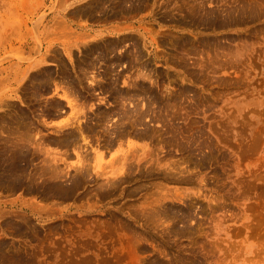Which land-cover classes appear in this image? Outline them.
<instances>
[{"label": "rangeland", "instance_id": "374dc122", "mask_svg": "<svg viewBox=\"0 0 264 264\" xmlns=\"http://www.w3.org/2000/svg\"><path fill=\"white\" fill-rule=\"evenodd\" d=\"M12 164L72 193L0 183V264H264V0H0Z\"/></svg>", "mask_w": 264, "mask_h": 264}, {"label": "bare ground", "instance_id": "6f19581e", "mask_svg": "<svg viewBox=\"0 0 264 264\" xmlns=\"http://www.w3.org/2000/svg\"><path fill=\"white\" fill-rule=\"evenodd\" d=\"M112 1H115V0H112ZM131 2L132 0H124V2ZM138 1V0H137ZM143 1V0H142ZM111 3V2H110ZM112 4V3H111ZM130 5V4H129ZM93 6V5H92ZM119 6V5H118ZM127 6V5H126ZM137 6V5H136ZM97 7V6H96ZM104 7V6H103ZM110 7V6H109ZM111 8V7H110ZM130 8H132V7H130ZM103 8H101V10H102ZM119 9H122L121 7H119ZM114 10V9H113ZM123 10V9H122ZM121 10V11H122ZM126 10H128V9H126ZM104 11V10H103ZM107 11V10H106ZM85 12V11H84ZM86 12H88V10L86 11ZM109 12V11H108ZM133 12V11H132ZM83 13V12H82ZM92 13V12H91ZM113 13V12H112ZM109 15V14H108ZM60 21V20H59ZM58 21V22H59ZM226 23V22H225ZM58 26V25H57ZM57 28V27H56ZM56 31V30H55ZM54 31V32H55ZM52 35V34H51ZM181 39V38H180ZM191 40V39H190ZM189 41V40H188ZM99 42V41H98ZM182 42V41H181ZM185 42V41H184ZM172 43V42H171ZM170 43V44H171ZM177 43V42H176ZM118 44V43H117ZM139 44V43H138ZM190 44V43H189ZM90 45V44H89ZM88 45V47L89 48H86V49H88L89 50V53L91 52V50L94 48L96 51V53H94V54H97V57H102V56H104L105 55V53H107V55H108V52H112V53H114V50L117 48V46H116V44L115 43H110V44H108V43H106V44H101L100 46H99V44L98 45H94V46H89ZM68 46V45H67ZM131 46V45H130ZM133 46V45H132ZM131 46V47H132ZM139 46V45H138ZM91 47H93V48H91ZM191 47V46H190ZM133 48V47H132ZM122 49V48H121ZM191 49V48H190ZM195 50V49H194ZM49 52V51H48ZM94 52V51H93ZM129 52H127V54H128ZM134 53V52H133ZM143 53V52H142ZM141 52H140V54H142ZM109 54H111V53H109ZM117 55V54H116ZM115 55V56H116ZM131 55V54H130ZM106 56V55H105ZM114 56V57H115ZM129 56V55H128ZM132 56V55H131ZM84 57V56H83ZM117 57V56H116ZM126 57V56H125ZM44 58V57H43ZM106 58V57H105ZM123 58V56L121 55V54H118V57L115 59V61L113 60V62L112 63H110L109 64V67H110V65H114L115 64V62H116V64L117 63H121V60H123L122 59ZM47 59V58H46ZM92 59H93V57H92ZM99 59V58H98ZM102 59V58H101ZM107 59V58H106ZM131 59V58H130ZM138 59V58H137ZM141 59V58H140ZM83 60V59H82ZM94 60V59H93ZM101 61V60H100ZM105 61V60H104ZM103 61V62H104ZM109 60H107V62H108ZM63 62V61H62ZM85 62V61H84ZM94 62V61H93ZM123 62H125V61H123ZM86 63V62H85ZM98 63V62H97ZM97 63L95 64V65H97ZM128 63V62H127ZM118 64V65H119ZM136 64V63H135ZM38 65V64H37ZM88 65V64H87ZM91 66H92V64H90ZM106 65H108V64H106ZM128 65V64H127ZM130 65V64H129ZM128 65V66H129ZM35 66V65H34ZM131 66V65H130ZM144 66V65H143ZM147 66V65H146ZM94 67V66H93ZM92 67V69H94ZM98 67V66H97ZM108 67V68H109ZM140 67H141V64H140ZM63 68V67H62ZM64 68H66V67H64ZM104 68H105V63H104ZM103 68V69H104ZM106 68H107V66H106ZM112 68V67H111ZM101 69V68H100ZM110 69V68H109ZM142 69V68H141ZM144 69V68H143ZM105 70V69H104ZM108 70V69H107ZM107 70L106 71H104V74L107 72ZM88 71V70H87ZM113 71V70H112ZM112 71H108L109 73H111ZM84 72H86V71H84ZM102 72H103V70H102ZM81 73V72H80ZM89 73V72H88ZM107 74V73H106ZM86 75V74H85ZM83 76V77H86V76ZM90 75H92V74H90ZM114 75V74H113ZM107 76V75H106ZM109 76V75H108ZM102 77V76H101ZM138 77V76H137ZM141 77V76H140ZM50 78V77H49ZM63 78H64V76H63ZM142 78V77H141ZM34 79V78H33ZM71 79V78H70ZM86 79V78H85ZM88 79V78H87ZM30 80H32L31 78H30ZM106 80V79H105ZM117 80V79H116ZM136 80V79H135ZM93 81H95L94 79H93ZM108 81V80H107ZM143 81V80H142ZM116 81H115V79L114 80H112V82L110 81V83H112L111 85H108V83H105L104 82V84L106 85L107 84V86H103L102 88L104 89V88H106V89H110V88H114L113 86H114V84L113 83H115ZM67 83V82H66ZM80 83V82H79ZM93 83V82H92ZM109 83V84H110ZM63 84H64V81H63ZM81 85V84H80ZM91 85V84H90ZM99 85V84H98ZM117 85V84H116ZM137 85V84H136ZM67 86V85H66ZM34 87V86H33ZM137 87V86H136ZM69 88V87H68ZM145 88V87H144ZM63 89V88H62ZM66 89V88H65ZM69 89H71V88H69ZM68 89V90H69ZM73 89V88H72ZM75 90L76 89H74V90H72V91H74V93H75ZM112 90V89H111ZM90 91V90H89ZM117 91V90H116ZM146 91V90H145ZM69 92H71V91H69ZM68 91H65L64 92V96H63V99H65V100H67V103L69 104V106H71L72 108H73V111L74 110H76V108L75 107H73V100L71 99L70 100V98H69V96H70V94L71 93H69ZM133 92V91H132ZM134 93H137V92H134ZM145 93V92H144ZM143 93V94H144ZM69 94V95H68ZM72 94H73V92H72ZM120 94V93H119ZM118 94V96H120ZM147 94V93H146ZM157 94V93H156ZM155 94V95H156ZM19 95V94H18ZM75 96V95H74ZM72 97V96H71ZM115 97V96H114ZM130 97V96H129ZM117 98V97H116ZM120 98H121V96H120ZM127 98V97H126ZM146 98V97H145ZM144 98V99H145ZM149 98V97H148ZM29 99V98H28ZM147 99V98H146ZM124 100V99H123ZM152 100V99H151ZM76 101V100H75ZM118 101V100H117ZM128 101V100H127ZM146 101H148V100H146ZM119 102V101H118ZM126 102V101H125ZM120 103V102H119ZM79 104V103H78ZM159 104V103H158ZM122 105H124V103L122 104ZM121 105V106H122ZM151 105V104H150ZM147 106V105H146ZM127 107V106H126ZM61 108V107H60ZM121 108H123V107H121ZM14 109V108H13ZM56 109V108H55ZM20 111H21V109H19ZM114 110V109H113ZM119 110V109H118ZM126 110H128V108L126 109ZM130 110V109H129ZM147 110V109H146ZM79 111H80V109H78V110H76L75 112H74V114H78L79 113ZM122 111V110H121ZM132 111V110H131ZM56 112V111H55ZM103 112V111H102ZM120 112V111H119ZM14 113V112H13ZM26 113V112H25ZM110 113V112H109ZM114 113H115V111H114ZM118 113V112H117ZM132 113V112H131ZM27 114V113H26ZM34 114V113H33ZM36 114V113H35ZM125 114V113H124ZM14 115V114H13ZM21 115H22V113H21ZM24 115V114H23ZM21 116V117H24V116ZM31 115V114H30ZM110 115V114H109ZM108 115V116H109ZM111 115H112V113H111ZM110 115V116H111ZM126 115V114H125ZM101 116V115H100ZM99 116V117H100ZM121 116V115H120ZM119 116V117H120ZM124 116V115H123ZM130 116H131V114H130ZM129 116V117H130ZM138 116H139V114H138ZM145 116V115H144ZM17 117V116H16ZM15 117V118H16ZM20 117V115L17 117V120H18V122L19 123H15L14 124V127L17 129V131H15V132H18L16 135L18 136V134H19V137H17V136H14V134H11V133H8L7 132V134H6V141L4 140V138L5 137H1L2 139H3V143H4V141H5V143L7 144V146L5 147L6 149H7V153L9 152V153H14L15 155H17L16 157H18L19 158V163H18V165H16L17 164V162H16V164L15 163H13V164H15L17 167H19L20 165H22L23 164V160L25 159L26 160V155H27V153H28V151H27V149L29 150L30 149V144L33 142V140H34V138L30 135V133H29V136H31L30 138H29V136H28V133L27 132H25L24 130L22 131V126L23 125H25V123H29L28 121L26 122V121H24L23 120V122H24V124L22 123V118H19ZM102 117V116H101ZM104 117V116H103ZM105 117H107V116H105ZM14 118V119H15ZM30 118V117H29ZM97 118V117H96ZM110 118V117H109ZM133 118V117H132ZM6 119V118H5ZM13 119V118H12ZM24 119V118H23ZM31 119H32V117H31ZM106 119V118H105ZM119 119V118H118ZM7 120V119H6ZM17 120H15V121H17ZM97 121V120H96ZM100 121H102V119L100 120ZM106 121V120H105ZM119 121V120H118ZM131 121V120H130ZM9 122V121H8ZM12 122V120L9 122V123H11ZM6 123H7V121H6ZM12 123H14V122H12ZM11 123V124H12ZM23 125H22V124ZM105 123V122H104ZM29 124H31V123H29ZM34 124V122L32 123V125ZM98 124V123H97ZM123 124V123H122ZM9 125V124H8ZM16 125V126H15ZM28 125V124H27ZM27 125H26V129L27 128H29V127H27ZM32 125H31V127H32ZM101 125V124H100ZM116 125H117V123H116ZM128 125V124H127ZM10 126V125H9ZM12 126V125H11ZM10 126V127H11ZM28 126H30V125H28ZM118 126V125H117ZM131 126V125H130ZM4 127V126H3ZM8 127V126H7ZM9 127V128H10ZM34 127H36L35 125H34ZM115 127V126H114ZM129 127V126H128ZM1 128H2V125H1ZM8 128V129H9ZM33 128V127H32ZM38 128V127H37ZM87 128V127H86ZM11 129V128H10ZM33 129H35V128H33ZM80 129V131L81 132H83L82 131V127H80L79 128ZM29 130V129H28ZM38 130V129H37ZM36 130V131H37ZM85 130V129H84ZM87 130V129H86ZM117 130V129H116ZM8 131V130H7ZM11 131V130H10ZM9 131V132H10ZM13 131V130H12ZM35 131V130H34ZM62 131V130H61ZM79 131V132H80ZM14 132V131H13ZM12 132V133H13ZM39 132V131H38ZM63 132V131H62ZM115 132V131H114ZM3 133H6V132H3ZM27 133V134H26ZM36 133V132H35ZM61 133V132H60ZM69 133V132H68ZM67 133V134H68ZM66 133H65V135H67ZM73 134V133H72ZM116 134H118V133H116ZM64 135V136H65ZM82 135V134H81ZM2 136V135H1ZM21 136V137H20ZM35 136V135H34ZM76 138V137H75ZM1 139V140H2ZM30 139H33L32 140V142H31V140ZM13 140V141H12ZM48 141V143H50L49 141L50 140H47ZM68 141V143H72L73 141H74V138H73V136H69V134H68V136H67V138L65 137V138H63L62 140H53V139H51V143L52 144H54V145H57V147L58 146H60V145H62V144H64L65 142H67ZM35 142H37V141H35ZM64 142V143H63ZM34 143V142H33ZM26 144H29V146L28 145H26ZM78 144V143H77ZM32 145V144H31ZM2 146V145H1ZM26 146H28V148L26 147ZM34 146H36L35 145V143H34ZM3 148V147H2ZM33 150V149H32ZM14 151V152H13ZM34 151H35V149H34ZM29 152H30V150H29ZM5 154V153H4ZM13 154V155H14ZM30 154H32V153H30ZM29 154V155H30ZM34 154V153H33ZM2 155V154H1ZM12 155V154H11ZM7 156H9V154L7 155ZM28 156V155H27ZM32 156V155H31ZM15 157V156H14ZM1 158H2V156H1ZM5 158V157H4ZM8 158V157H7ZM36 158V157H35ZM9 160L11 161V159L9 158ZM42 160V159H41ZM2 161H4L3 159H2ZM31 161V160H30ZM5 162V161H4ZM15 162V161H14ZM9 163H12V162H9ZM25 163H27V162H25ZM30 163V162H29ZM12 164V165H13ZM46 165V164H45ZM47 166V165H46ZM15 166L13 165V167H8L7 169H5L4 168V170H2V173L0 174V176H1V178H2V176H3V178L1 179V182L0 183H6V185L11 189V190H13V189H15L16 187H18V186H25L26 184H27V186H25V187H28V190L30 191V192H32V191H39V189L40 188H42V191L43 192H41V193H44L45 191H47V189L48 190H50L53 194H55V195H64L65 194V196H68L70 193H72L71 192V189L70 188H65V186H63L65 189H62L63 187H61L60 185H58V183L57 184H54L53 185V183H56V182H53L52 184L51 183H45L44 181L43 182H41V183H39V185H37L36 187H34L33 186V184H32V180L34 181V178L32 179V178H30V176H28L27 178H28V180H29V182L27 183L26 182V178H24V175L22 174V169H21V171H20V169H19V174H16V175H14L15 173H17V171H18V169H17V171H15L13 168H14ZM21 167V166H20ZM45 167V166H44ZM34 168V167H33ZM43 168V167H42ZM47 168V167H46ZM49 168V167H48ZM85 168V167H84ZM52 169V168H51ZM41 170V169H40ZM49 170V169H48ZM79 170V169H78ZM83 170V169H82ZM45 171V170H44ZM50 172H52V170H49ZM1 172V171H0ZM48 172V171H47ZM60 172V171H59ZM58 171H57V169L56 168H54L53 169V173H51L52 175L51 176H49L47 179H54V180H57L58 182L60 181V183L59 184H61L62 182H61V179H62V175H61V173H59ZM36 173V172H35ZM34 173V174H35ZM46 173V172H45ZM48 174H50V173H48ZM61 175V178H60V175ZM80 174H82V173H80ZM79 174V175H80ZM86 174V173H85ZM8 176L6 179H5V176ZM66 175V174H65ZM82 175H84V173L82 174ZM36 176H38V175H36ZM75 176V175H74ZM32 177H34V176H32ZM65 177V176H64ZM63 177V178H64ZM77 177V176H76ZM81 177V176H80ZM85 176H83L82 178H78V179H76V180H72L74 183H75V181H77L76 182V184L79 182V181H81V179H83ZM36 179V178H35ZM74 179V178H73ZM35 182H36V180H35ZM70 182H71V180H70ZM72 183V182H71ZM80 183V182H79ZM44 184H46V188L45 187H43L44 186ZM76 184H75V186H76ZM63 185V184H62ZM67 186H70V185H67ZM72 186L73 185H71L70 187L72 188ZM77 186H78V184H77ZM76 186V187H77ZM60 187V188H59ZM39 188V189H38ZM73 188H74V186H73ZM75 189V188H74ZM14 191H16V190H14ZM37 191V192H38ZM33 193V192H32ZM45 194V193H44ZM43 194V195H44ZM49 194V193H48ZM42 195V194H41ZM50 195V194H49ZM25 222V221H24ZM21 224H23V223H21ZM25 224V223H24ZM18 227V226H17ZM20 227V226H19ZM18 227V229H21V228H19ZM25 227V226H24ZM28 227V226H27ZM33 230V229H32ZM19 231V230H18ZM18 233V232H17ZM16 234V233H15ZM128 242V241H127ZM125 243V242H124ZM130 246V245H129ZM3 248V247H2ZM17 253V252H16ZM129 253V252H128ZM9 254V253H8ZM6 255V254H5ZM16 255V254H15ZM25 256V255H24ZM76 256V255H75ZM17 258H18V256L16 257V260L15 261H18L17 260ZM15 259V258H14ZM19 260L20 261H22L23 259H21L20 258V256H19ZM25 260H26V258H25ZM25 260H23V262L25 261ZM3 261V260H2ZM87 261V260H86ZM18 264H19V262H17ZM27 263V262H26ZM16 264V263H15ZM22 264H24V263H22Z\"/></svg>", "mask_w": 264, "mask_h": 264}]
</instances>
